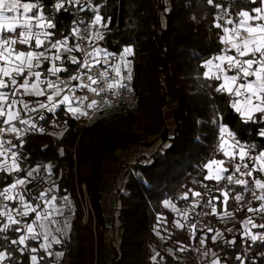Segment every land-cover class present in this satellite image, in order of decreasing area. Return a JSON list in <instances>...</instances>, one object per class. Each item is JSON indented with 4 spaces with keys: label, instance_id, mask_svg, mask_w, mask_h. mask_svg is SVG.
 I'll return each instance as SVG.
<instances>
[{
    "label": "trees",
    "instance_id": "trees-1",
    "mask_svg": "<svg viewBox=\"0 0 264 264\" xmlns=\"http://www.w3.org/2000/svg\"><path fill=\"white\" fill-rule=\"evenodd\" d=\"M35 2L22 0V3ZM92 2L99 5L105 21H110L108 28L116 26L110 35L111 45L120 51L125 47L134 51L132 78L139 104L135 110L111 108L88 127L77 123L66 109L63 112L58 109L56 116L45 113L50 117L47 123L38 121V127L45 129L43 133L30 132L24 137L19 151L27 157V166L39 165L42 172L43 166L51 164L50 179L59 188L56 193L70 194L75 209L69 236L54 245L53 251L62 252L63 256L57 260L41 252L45 255L43 264H102L105 252L109 254V264H153L151 258L157 252L163 257V260L157 257V264H196L195 258H179L181 245L189 255L191 247L199 243L190 238L187 229L173 226L177 218L164 206V201L184 205L180 195L188 188L197 187L192 181L200 179L198 166L215 149L216 135L207 121L213 107L223 105L219 100L214 105L211 90L202 87L211 83L203 79L202 73L207 69L202 65L218 54L222 30L214 27L216 14L220 10L234 13L235 0H214L216 4L226 5L224 9H216L206 0ZM42 3L47 15L54 0H42ZM258 5L259 0L249 8ZM56 15L59 30L67 34L70 23L81 19L88 22L93 13L69 8L68 12L62 9ZM133 19L135 26L126 27L127 21ZM223 115L229 118L233 128H241L234 111ZM254 135L253 129H249L244 139L247 141ZM260 140L256 136L254 142L259 145ZM138 148L152 149V152L141 153L125 164L121 162V153ZM110 158L117 164L115 175L106 172ZM40 176L39 181L29 185L34 194L48 188ZM107 179L115 185L114 193L106 190ZM84 183L94 209L87 223L82 222L84 212L78 196V188ZM109 195L114 198V207L112 214L107 215L104 203ZM249 215L246 210L238 212L236 219L227 224L215 216L201 218L208 227L221 230L225 239L237 240L236 245L207 240V248L218 253L222 264H240L236 256L244 264H264V245L257 242L249 247L251 241L240 240L243 231L240 221ZM158 217L163 218L159 225ZM227 228L233 232L228 233ZM118 230L117 240L109 236ZM205 234L214 235L205 229L197 236ZM19 259L24 261V257Z\"/></svg>",
    "mask_w": 264,
    "mask_h": 264
},
{
    "label": "snow or ice",
    "instance_id": "snow-or-ice-1",
    "mask_svg": "<svg viewBox=\"0 0 264 264\" xmlns=\"http://www.w3.org/2000/svg\"><path fill=\"white\" fill-rule=\"evenodd\" d=\"M206 3L216 9L227 7L214 0ZM250 4H257V0H235L232 18L227 11L215 17L214 27L221 29L222 35L218 54L202 65L207 69L203 79L211 81L202 87L211 90L214 105L215 100L223 105L214 106L207 121L213 126L216 146L198 166L200 179L192 181L197 187L180 195L184 207L164 201V206L178 217L173 226L187 229L190 238L203 247H207L209 239L231 245H236L237 240L225 239L221 230L208 227L202 217L215 216L227 224L245 210L251 215L240 221L241 242L251 241L249 247L257 242L264 245V231H253L264 230V222L257 223L255 219L264 221V6H259L264 5V0H259L256 7L249 8ZM45 7L42 0H0V264H43L45 255L40 253L51 257L50 249L62 243L60 236L68 227L59 219L63 206L58 202L55 182L35 194L29 187L40 176L41 166H27V157L19 151L24 137L30 132L45 131L43 126L38 127L39 120L47 123L50 119L45 113L56 116L58 109H66L74 117L87 116L83 105L88 96H77L78 91L96 96L115 93L127 89V81L132 79L131 47L117 54L96 46L104 39L101 29H107L110 22L105 21L98 4L92 0H54L47 15ZM69 8L91 11L93 16L88 22L81 19L66 34L59 30L56 14L62 9L68 12ZM34 12L38 14L30 15ZM99 103L91 100L87 109L94 110ZM226 111L236 113L239 130L223 115ZM249 129L255 135L246 141L244 133ZM256 136L261 138L259 145L254 142ZM43 167L50 177L53 166ZM59 199L63 205L70 204L66 195ZM254 202H258L256 206ZM162 219L158 217V225ZM205 229L214 235L198 237L197 233ZM226 231L232 233L233 229ZM179 250L183 251L184 245ZM212 255L215 258L211 264H221L214 252ZM55 256L60 258L63 253L56 252ZM157 257L163 260L157 252L151 258L153 264H157ZM236 260L244 264L240 256Z\"/></svg>",
    "mask_w": 264,
    "mask_h": 264
},
{
    "label": "built area",
    "instance_id": "built-area-1",
    "mask_svg": "<svg viewBox=\"0 0 264 264\" xmlns=\"http://www.w3.org/2000/svg\"><path fill=\"white\" fill-rule=\"evenodd\" d=\"M225 11L229 12V18H232L233 13L229 10H220L216 14V17L223 16ZM77 25H78V22L70 23L68 26V33H70V30L72 27L77 26ZM80 27L83 28V25H80ZM115 27L116 26L110 29L109 28L101 29V31L104 32V39L98 41L96 46L99 48L107 49L110 52L118 54L121 51L114 48L110 43V35L115 30ZM75 54L77 56L80 55L79 53H75ZM113 63H116V61H113ZM101 67H103V65H101ZM108 67L110 71V76L114 75V73L111 72V66L109 65ZM127 83H128L127 89H119L115 93L114 92H104L102 93L101 96L93 95L91 93L86 92V90L84 92L78 91L76 93L77 96H82V95L88 96V101H86L85 104L83 105L84 109L88 111V115L79 116V118L73 116L75 121L77 123H80L83 127H88L98 116L102 115V113L108 111L111 108H129L131 110H135L139 104V98L134 88L133 78L131 79V81H127ZM94 99L100 101L99 106H97L94 110L87 109V103H89L91 100H94ZM104 101H108V103L106 104L104 103ZM6 138H11V137H6ZM15 141L16 140H13V142ZM42 175L45 176L46 172L44 171ZM56 195L58 199L62 196H65V195H60L58 193H56ZM66 196H68L70 200V204L63 205V202L60 199L59 200L62 202V205L64 206V208L69 211V214L73 215V213L75 212V209L73 207V198L70 194H67ZM78 196H79V200L81 202L82 209L84 212L82 222L87 223L90 215H94V209H93L92 202L87 192V185L85 183L81 185L80 189L78 188Z\"/></svg>",
    "mask_w": 264,
    "mask_h": 264
},
{
    "label": "rangeland",
    "instance_id": "rangeland-1",
    "mask_svg": "<svg viewBox=\"0 0 264 264\" xmlns=\"http://www.w3.org/2000/svg\"><path fill=\"white\" fill-rule=\"evenodd\" d=\"M135 24H136V20L135 19H133V20H128L127 21V23H126V27H130V28H132V27H134L135 26ZM129 59L131 60V57H129ZM35 115V114H34ZM151 153L152 152V149L151 150H149V149H147V148H138L137 150H131V151H129V152H126V153H121L120 155H119V159L121 160V162L123 163V164H125V163H127V162H129V161H133V160H135L136 158H137V156H139L141 153ZM116 170H117V164L116 163H114V160L112 159V158H110V160H109V162H108V164H107V166H106V172H107V174L108 175H115L116 174ZM44 172V169L42 170V172H41V181H42V183H44V184H48V187L52 184V182H53V180L52 179H50V177L47 175V176H45V177H43L42 176V173ZM35 181H39V179H38V177L35 179V180H33V182H35ZM106 184H105V187H106V190H111V192L112 193H114L115 192V185L111 182V181H109V179H107V181L105 182ZM58 202L59 203H61L59 200H58ZM174 203V202H173ZM258 202H254L253 203V206H256V204H257ZM62 204V203H61ZM105 209H106V214L107 215H110V214H112V211H113V205H114V198H113V196H111V195H109L107 198H106V200H105ZM176 204V203H175ZM177 205V204H176ZM184 205H185V202H184ZM184 205L183 206H178L177 205V207H179V208H183L184 207ZM64 207V206H63ZM170 209V208H169ZM63 211H64V208H63ZM197 211H199L198 209H197ZM173 212V211H172ZM66 214H67V217H66ZM69 214V211H68V213H66L65 212V217L62 219V222H65L66 221V223H67V225H68V227H66L65 228V232H64V234L62 235V236H60L61 237V240H63V238H65V237H68L69 236V234H70V232H71V227H72V221H73V219H74V213H73V215H68ZM173 214L176 216V214L173 212ZM250 215H251V213H250ZM176 218H178L177 216H176ZM255 219H260L259 217H256ZM199 226V225H198ZM253 231H257V230H255V229H253ZM109 236H114L115 237V240H117L120 236H119V232H116L115 233V235L111 232L110 233V235ZM203 236H206V234L205 235H203ZM54 245H56V244H54ZM54 245H53V247L50 249V251L53 253V256L55 257V259H57V260H60L61 259V257L60 258H57L56 256H55V251H53V249H54ZM192 249H191V251H192V253L191 254H187L186 253V249L187 248H184V250L183 251H180L179 250V252L181 253L178 257L179 258H181V259H191V258H195V261H196V264H211V261L215 258V257H213V255H212V253L214 252L215 254H216V256L217 257H219V255H218V253L216 252V251H214V250H212V249H209V248H207V247H203V246H201V245H199V246H196V247H191ZM172 252V251H171ZM205 252H207V255H205ZM109 254H108V252H105L104 253V255H103V262H102V264H109V260H108V258H109V256H108ZM189 256V257H188ZM219 259H220V257H219ZM221 264H222V262H221Z\"/></svg>",
    "mask_w": 264,
    "mask_h": 264
},
{
    "label": "crops",
    "instance_id": "crops-1",
    "mask_svg": "<svg viewBox=\"0 0 264 264\" xmlns=\"http://www.w3.org/2000/svg\"><path fill=\"white\" fill-rule=\"evenodd\" d=\"M264 6V5H263ZM22 11V10H21ZM35 13V12H34ZM30 15H33V13H30ZM229 74H231V73H229ZM222 82V81H221ZM171 118V116L170 117H168V119H170ZM64 208V207H63ZM65 212L66 213H68V210H66L65 208H64V211H63V216H61V217H59V219L62 221V219L65 217ZM69 215V214H68ZM66 217H67V214H66ZM118 232H119V236H120V230H118ZM61 238V237H60ZM63 240H64V238H63ZM62 240V241H63ZM57 245V244H56Z\"/></svg>",
    "mask_w": 264,
    "mask_h": 264
}]
</instances>
